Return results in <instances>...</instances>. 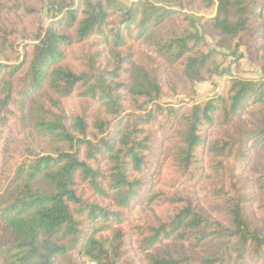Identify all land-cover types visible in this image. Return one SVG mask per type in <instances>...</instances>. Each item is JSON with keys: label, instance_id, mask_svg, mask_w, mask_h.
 <instances>
[{"label": "trees", "instance_id": "16d2710c", "mask_svg": "<svg viewBox=\"0 0 264 264\" xmlns=\"http://www.w3.org/2000/svg\"><path fill=\"white\" fill-rule=\"evenodd\" d=\"M207 36L264 73V0H0V264H264L257 196L228 163L264 210V78L196 101L218 72ZM161 135L176 141L157 153ZM161 159L225 220L155 188Z\"/></svg>", "mask_w": 264, "mask_h": 264}, {"label": "rangeland", "instance_id": "374dc122", "mask_svg": "<svg viewBox=\"0 0 264 264\" xmlns=\"http://www.w3.org/2000/svg\"><path fill=\"white\" fill-rule=\"evenodd\" d=\"M126 3H129L130 0H122ZM207 39L210 43V46L212 48H215L219 51L217 54L214 66L218 69L217 74H215L211 80L208 81H202V82H196L195 83V89L197 91V95L195 97L196 101H202L206 100L209 97L214 96L215 94L221 92L225 80L229 76H237L241 78L246 79H263L264 73L260 66L256 65L254 61L249 56V53L247 52V49L245 46H242L239 51L232 52L231 50L227 49L226 47H221L219 44L220 36H207ZM98 40L97 37H94L90 39L86 44H78L74 45L70 51L69 54V62L76 68L81 69V65L79 62V57L83 50L87 47L88 44L96 42ZM133 45L137 55V58H140V54L143 52H148L147 47L145 44H143L141 41L135 39L131 42ZM181 99H186L184 96H177L173 98L166 99L169 102H177ZM82 99L77 95L74 94L71 97L67 98L65 100V105L67 112L70 117H73L77 112L80 111ZM248 119V114H245L243 117H240L239 120L246 122ZM158 137H160L158 135ZM175 136H173L171 139L164 138L161 135V138H158L156 141V150L157 153L160 152L161 149H169L173 142H175ZM164 152H167V151ZM228 163L235 165L236 167V173L238 175L239 180L241 183L247 184L248 186V192H250L252 195L257 196V200L254 202H250L247 206L248 212L253 216V218L257 222H264V210L259 208V203L263 197V195L259 194V192L253 187V184L251 182V173L250 169L246 164L243 163H236L233 159H228ZM162 166L161 170L159 172H156L155 175L149 173L146 174L147 177H150L152 180H155V188L163 189L169 193H173L176 190H179L182 193H193L197 196L199 202L201 205L207 209L208 211L212 212L213 215L217 218L225 220V216L223 213L219 212L214 205L209 202L208 200L201 197L198 193V183L193 182H186L182 185H177V173L174 169V167L171 165V163L168 160L161 159V162L159 163ZM206 167L209 169V163L208 160H205ZM206 169V171H208ZM158 170V167L156 168V171ZM140 205V203L137 204V207ZM158 213H165L167 212L168 206H159L156 207ZM123 227L126 231H129L130 223L129 221L126 222ZM129 242H132L131 238L129 237ZM171 242V241H170ZM135 251L132 250V253ZM142 255H140L141 257ZM76 257L80 261H85L80 255L76 254ZM91 264V263H86Z\"/></svg>", "mask_w": 264, "mask_h": 264}]
</instances>
